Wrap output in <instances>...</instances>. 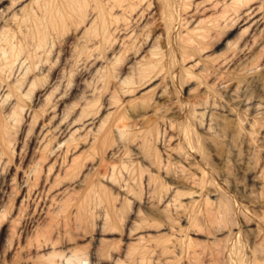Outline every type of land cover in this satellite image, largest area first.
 I'll list each match as a JSON object with an SVG mask.
<instances>
[{"label": "rangeland", "instance_id": "374dc122", "mask_svg": "<svg viewBox=\"0 0 264 264\" xmlns=\"http://www.w3.org/2000/svg\"><path fill=\"white\" fill-rule=\"evenodd\" d=\"M0 2V36H7L10 41L9 44H4L3 48L9 53L11 45H15L21 48V56L26 63L30 65L38 62L39 66L34 72V75L39 76L38 87L32 98L26 99L23 121L20 122L21 126L18 125L17 135L14 137L17 142L16 150L6 164L0 165V170L3 169L2 173L0 172V216L5 215L3 218L0 217V264H51V256L54 253L58 264H67V259L76 253L80 254L77 264H264V30L261 31L264 25L252 38L253 44H250L249 49L242 52H239L237 47L226 50L224 44L214 46L204 54L218 58L213 64L217 68L222 60L230 59L224 67H220L225 75V78L220 75L221 79L228 82L218 83L221 79L216 76L218 80L216 81L213 78L214 73L212 77L204 72L197 73V70L193 69L191 73L195 75L181 88L177 86L178 84H173L170 76H167L169 80L165 77V82L150 92L146 93L150 89L148 88L140 94L120 97L121 102L126 104L123 110L129 115L130 125L138 123L140 128L147 120L159 119L164 129L162 123L166 128V124L170 127L172 120L174 125L177 122L174 129L169 128L172 132H168L166 128L167 135L173 133L174 136L171 146L177 144V138L178 140L180 138L182 128L180 126L185 122L192 123V130L197 136V146L195 148L187 146L180 155L181 153L171 148L168 152L169 148L166 147L168 145L164 146L161 140L158 149L160 148L163 159L165 157L164 160L168 159L166 153L172 155L171 173L163 172L164 170L158 173L155 166L151 172L159 175L161 179L164 177L163 181L169 182L171 188L174 185L177 190L180 187L179 190L184 192L197 190L200 194L196 193L193 203L188 196L187 199L185 197L182 199V203H188L190 210L193 206H200L202 210L194 214L185 211V208L174 210L178 205L172 203L175 208L170 204L168 210L164 206L167 204L165 200L164 204L162 201L159 202L158 198L152 200L150 196L152 187L148 185L146 178L141 182H131L132 180L128 178L137 191L140 190V183H144L143 189L147 190L142 189L144 193L141 192L142 197L138 199H133L131 195L127 197L125 195L127 190L124 191L126 185L123 184H127L128 176L124 172L122 177L125 179L120 177L123 187L107 178L103 179L105 185L118 197L117 205L115 204L116 213L107 219L105 227L107 210L104 204L94 210L96 216L93 221L81 226L76 222V216L74 217L76 214L74 199L76 190H84V185H80L79 181L82 175L87 173L88 168L84 167L83 174L77 177L72 168L65 167L66 154L63 151L67 149L68 144H64L66 140H63L67 139L70 131L66 127L73 122L79 108L80 110L82 108L81 105L88 100L87 97L96 100L100 98L95 107L98 112L96 120L99 117H107L108 111L115 105L109 100L110 96L109 98L104 96L110 90L113 91L114 81L105 89L101 85V90L99 86L102 82L98 78V81L97 79L95 81L96 75L92 68L90 70L83 61L79 63L82 68L78 63L76 66L74 64L76 48L87 37L94 35V30L89 27L96 18L98 11L96 8L106 5V0H23L14 7L11 0ZM261 10H264V6ZM263 14L264 11L260 16H264ZM162 32V29L158 30V34ZM239 33L240 30L232 31L227 41H239L236 40ZM72 59L73 61H70ZM190 65L188 62L184 64L186 68ZM124 66L125 64L122 67ZM40 70L43 73H40ZM19 75L20 72H15L12 79ZM94 87L98 92L93 89ZM52 89L53 94L47 102L44 98ZM89 89L97 93L93 95ZM86 93H90L89 96H86L88 95ZM157 93H162V97ZM132 99L135 100L128 102ZM35 112L39 115L37 118H33ZM167 121L170 124L166 123ZM86 132L87 130H83L79 135H85ZM117 133L116 137L113 134L116 139L120 138ZM116 139V148L120 150L117 151L115 146L113 149L108 147L110 152L108 154L106 151L103 154L104 158L110 160V155L112 157L117 151L119 155L115 156L118 158L114 156V159H125L124 152L129 150L132 154L126 158V162L129 159L127 163L136 161L147 167L151 164L150 161L146 163V159L143 158L144 153L137 144L140 141L127 144L122 139ZM80 142L81 151L86 153L88 142L86 143V139ZM130 144H134V147ZM41 145L47 147L46 150ZM73 154L74 152H70L68 158ZM42 155L45 160L41 161L43 171L40 185L37 186L40 194L36 199L27 196L28 199L24 200L28 192L26 186L29 185L27 178L33 177L28 172L34 167L36 159ZM101 156L97 154L93 160L87 159L88 167L93 166L98 170L105 168L108 161H104L105 165L99 163ZM42 166L45 168L42 169ZM49 166L53 168L49 170L51 173L48 171ZM182 172L186 173L183 178ZM205 172L207 174L203 184L193 185L191 179V183L189 182L192 176L202 179ZM164 173L170 178L167 179ZM187 175L188 181L185 179ZM171 178L174 180L171 181ZM109 181L111 183H108ZM112 183L116 185L113 187ZM175 188L172 191H176ZM226 195L229 197L226 202L231 208L228 212L220 214L218 207L223 198L225 201ZM122 196L132 198L130 206L123 208L120 201ZM51 197L53 201L56 200L55 206L52 207L53 212L61 213L58 217L61 225L65 216V220L72 216L70 221H67L70 229L61 226L64 230L60 228L59 236H56L58 234L56 229L53 239L40 237L38 241L35 230L43 229L48 223L46 214L48 209H45V206L48 208L52 201ZM182 203L176 204L180 207ZM138 236L143 237L141 242L137 240ZM82 254L87 255V258L82 257Z\"/></svg>", "mask_w": 264, "mask_h": 264}, {"label": "bare ground", "instance_id": "6f19581e", "mask_svg": "<svg viewBox=\"0 0 264 264\" xmlns=\"http://www.w3.org/2000/svg\"><path fill=\"white\" fill-rule=\"evenodd\" d=\"M0 1L4 2V0H0ZM22 1L23 0H11V5L12 7H14L16 5H19ZM263 6H264V0H260V1L259 0H106V5H101L96 8L98 9L96 18L89 27V29L94 30V35L91 37H87L83 41V43H80L79 47L76 48L77 54H75L76 56H74V58L76 59L74 64L76 66L81 61H83L84 63H86L85 65H88V67H90V70L92 68V71L96 75V78L94 77L95 81L98 78L99 81L102 82V84L100 83L99 86L100 89L102 87L104 89L107 88L108 86L111 85L110 84L111 81H114L115 85L114 84H113L114 86L112 85L113 91L111 92L110 90L109 91L110 95L108 92L107 94L108 96L105 94L104 96L108 98L110 96L109 100L112 102V104L115 105L113 108H111L112 110L108 111L107 117L104 118L99 117L98 120H96L95 117L98 112L97 110H95V107L98 105V102H100V98L96 100L94 98L91 99L90 97H87L88 100L87 101L85 100L86 101L85 103L83 102L84 105H81L82 106L81 110L79 108V112H78V110L76 109L78 113L74 118V120L72 119L73 122L70 123L69 125L72 127L71 128L69 126L66 127L70 129V131L67 130V132L69 131L67 139L65 138L63 140V141L66 140L64 144H68L66 145L67 146L66 147L67 149H65L66 151L65 150H64L65 152L63 151V153L66 154V155L64 154L66 156V160L61 158L62 160L66 161V162L63 161L66 164V165L64 164L65 167L68 169L72 168L76 173L77 177L78 176L80 177L81 173L83 174L84 167L87 166L86 168H88L87 173L83 174L81 180L79 181L80 185L82 186L84 185V190L82 191L76 190L75 192L76 195L74 202H76L75 203L76 214L74 213L75 214L74 217L76 216L77 223H79L82 226L83 224H87L93 221V219H95L96 216L94 210H96V208H98L99 205L101 204L106 205V210H107L105 214L106 216H105L104 227L107 224V219L116 213L115 204L118 200V197L115 194H113L110 188H108L105 185V183L103 182L104 178L105 180L107 178L113 183L120 184L121 187L126 185L124 186L126 187V189L124 188V191L127 190L126 192L127 194L125 195L127 197L128 196L130 197L131 195L133 199L136 198L138 199L142 197L141 192L145 185L143 186L144 183L143 184L140 183L139 185L140 190L137 191V189L133 187L132 185L133 183L131 184L129 182L128 178L132 180L131 182L134 181L141 182L144 178H146L148 179V185L152 187V189L150 188L151 190L149 189L151 191V193L150 192L149 193L150 196L152 197V200L153 198L155 199L158 198L159 202L162 201V203L165 200L164 202L165 203L167 202V204L166 205L164 203L163 204L164 206L167 207V209L171 203L178 205L177 207H179V204L176 203L177 202L182 203L183 202L182 199L184 197L186 198V196H188V198H191L190 200L193 203V201L195 200L194 197L200 194L197 193V190L195 192L194 191L184 192L179 190L180 187L177 190L174 187V185L171 188L172 185L169 186L168 185L169 182L167 183L166 181H163L164 177L161 179L159 175H155L154 173L151 172L152 171L151 169L155 166V169L158 168V173H160V170L162 171L164 170L163 172L171 173L170 167L173 164L172 163L173 161L170 157L171 154L169 155L165 151L166 155H168V159L164 160L166 157L163 159L162 152L159 151L160 148L158 149V144L160 143L161 140L164 146L168 145L166 146L167 148H169L168 150L166 149L168 152H170L169 150L171 148V150L174 151L176 150L178 153H181L180 155L183 154V151L187 146L188 147L191 146L194 148L195 146H197L196 145L197 136L194 134V131L192 130L191 127L192 123L190 121L185 123L182 122L183 125L180 126L182 127L181 132L179 134L180 138L179 140L177 138V144L175 145L173 144V146H171V142L172 139H174V136L172 135L173 133L171 135L169 134L167 135L166 128H168V132H172L171 130L169 131V128L174 129L177 122H175L176 124L174 125V122L172 120L173 122V123L171 122L172 127L171 125L170 127H168L169 125L167 126L166 124V128H165V124L162 123L164 129H162L159 119L154 121L147 120L145 124L142 125L140 128L138 127L139 125L138 123L137 124L134 123V125H130V122H128L129 115L126 111L123 110L126 104L124 102H121L120 97L122 98L129 97L134 95L135 93L140 94L142 91L148 88L150 89L147 90L146 93L150 92L154 90V88H157L161 83L165 82L164 81L165 77L167 79L169 78L167 76H170L171 82L173 84L175 85L178 84L177 86L181 88L184 86L185 83L188 82L190 78H192L195 75L191 73L193 69H196L197 73L204 72L207 73L208 75H211L212 77L214 73L215 76L213 78H215L216 76H219L217 77L218 79L219 78L221 79V76L225 78L224 77L225 75H223L224 72L223 70L220 69V67H224L225 63L227 64V62H229L230 59L227 58L222 60L218 64L219 68H217L213 64L218 61V58H212L211 55L206 56L204 54L208 52L210 48L214 46H221L224 44L226 46V50L229 48L232 49L237 47V49H239V52L251 48L250 44H253L252 38L255 36L257 31L264 25L263 24L264 16H260V13L264 11L261 10ZM159 29H162L163 31L160 34H158ZM235 30H240V33L238 34V39H236L239 41H234V42L231 40L227 41L228 37L231 35L230 33ZM263 30L264 27L262 28L261 31ZM9 43L10 41L7 36L4 35L0 36V94L4 92L2 95H0L2 96L0 99V165L2 163L6 164L11 159L12 157L11 155L16 150L15 146L17 142H15L14 137L15 135H17L16 130H18L17 129L18 125L20 124V122L23 121L22 116H24L23 114L26 111L25 102L26 99L32 98V95L36 92V89L38 87V79H39L38 75H34V72H36L37 69L39 68L38 62L30 65L26 63V61L22 59L21 48L16 47L15 45H11L8 53L7 50L3 48V45ZM239 43L240 45H238ZM73 59L70 61H73ZM83 62L81 64H83L84 66ZM186 62L191 64L188 68L184 66ZM124 64L125 66L122 67ZM80 67L82 68L81 65ZM85 67L84 69L87 68ZM219 69L221 70L220 72H218ZM15 72L16 73L20 72V75L16 78L14 77L15 79H12ZM40 73L43 72H41L40 70ZM222 79L220 81L216 79V81H218V83L221 81L225 83L227 81V80L223 81ZM94 83L96 84V82ZM97 84L99 85V83ZM98 85L95 86L98 87ZM96 87H94L93 89H95V91L97 90L98 92V89ZM95 91L93 92L92 90L91 93H93L94 95L95 93H97ZM103 92L105 91L103 90ZM52 94H53V89L49 91L47 97L44 98V100L46 99V101L48 102ZM86 94H88L86 96H89L90 93H86ZM161 94L159 93L158 95L162 97ZM97 96H95V98ZM99 96L101 97V95ZM10 100L13 101L9 102ZM134 100L135 99H132L130 101L128 100V102L131 103ZM7 104L8 106L6 107ZM33 116H34L33 118H37L39 115L36 114L35 112V115ZM163 120H167V119H163ZM179 122L180 121H178V123ZM166 123L170 124L169 121H167ZM83 130H87L86 134L79 135L80 132ZM63 131L66 130L63 129ZM116 132H118L117 135L120 137L118 139L115 138ZM113 134H115L114 135L115 137L113 136ZM174 135H176V132H174ZM85 139H86V143L88 142L87 143L88 151L86 153H83L85 151H81L82 148L79 146L81 145L80 141L81 140L85 141ZM115 139L116 140L122 139L127 144L140 141L139 143L137 142V144L139 145V147H141L140 149L142 153H144L143 158L146 159L145 162L148 163L150 161L151 163L149 165L150 167L149 166L147 167V165L143 166L140 164V162H136V161L134 163L133 162L127 163L129 159H127L126 162V158L127 157L129 158V156L132 154V153L130 154L129 150H125L124 152V156H126V158L125 157L123 158L125 159H120V158L114 159L115 157L118 158L115 155L117 154V151L120 150L119 148H116L117 142H115ZM48 141L50 143V140ZM52 141L53 140L51 139V142ZM118 143H120V141H118ZM60 144L62 145V143ZM122 145L123 144H121V146ZM130 145L128 147H130ZM132 145L134 147V144ZM45 146H43L44 150H46L45 148H47ZM114 146L117 151L116 153L113 152L114 154L112 155V157L110 155V160H107L106 158L103 157V154L106 151L109 154L110 151H108L107 148L108 147L112 148ZM163 148L165 149V147ZM137 149L139 150V148ZM70 152L71 153L74 152V154L73 156L71 155L72 156L71 158H68L69 157L68 154H70ZM43 153L41 152V154ZM60 154L61 153H59V155ZM97 154H99V156L102 155L101 159L99 158L100 159L99 163L105 165L104 161H108V163H106V166H104L105 168H103L101 164L102 168L104 170L106 169L105 172L103 171L104 173L100 172L103 169L98 170L93 166H89L90 167L89 168L88 167L89 162L88 161H87L88 163L86 162L87 159L93 160L95 158L94 156H96ZM51 155H53L52 152ZM49 156L50 154L48 155V157ZM136 156L139 155L136 154ZM147 157L149 158V160ZM67 158L70 160H68ZM36 160L37 161L34 167H31L32 170L30 169L31 171L28 172L30 173V175L32 174L33 177L32 179L29 178H27L28 180L26 179L27 183L29 182V185H27L28 187L26 186V189L28 188L27 190L28 195L26 193L25 196L26 198H24V200L28 199L27 196L31 197L32 199H36L40 194V193L38 194L39 187L37 188V186H39L41 182L40 178L42 177L41 172L43 170L41 171L40 165L42 163L41 161L45 160L44 155H42L40 158H37ZM43 163L45 162L43 161ZM97 166L98 164L96 165V167ZM173 167H176V165L175 166L173 165ZM173 167L172 169L174 170ZM44 168L42 166V169ZM48 168H50V166ZM52 169L53 168H50L48 169V171ZM2 170H0L1 173ZM48 171L46 169L47 173ZM124 172L128 176L127 177L128 182L127 180H125L127 184L130 183L128 185L123 184L122 183L123 181H121L120 179V177L123 176L122 174ZM184 174L182 172V178ZM206 174L207 173L205 172L204 176L202 175L203 176L202 179L199 178L197 179L196 178L197 176L195 178L194 176H192V178L191 177L189 178V175H187L185 179L188 181L189 178V182L190 179L193 181L192 184L194 183L197 185L199 184L201 185L203 184L204 180H206L205 179ZM165 175L167 177V174ZM174 175L176 174L174 173ZM26 177L27 176H25V178ZM168 177L170 178V176ZM13 178L14 177H12V179ZM173 180L174 178L171 181ZM12 181L14 182V180ZM110 181L108 183H111ZM139 182H137V184ZM113 183L111 184L112 186L114 185ZM121 183L123 184V186L121 185ZM50 187L52 188V186ZM173 188H175L176 191H172ZM150 196L149 198H151ZM123 198L120 200L122 201L121 204L123 208L127 205L130 206L132 203V198L131 199L130 198L123 199ZM227 198H229L228 195L225 196V201L224 198L222 199V202L218 207V212L220 214L228 212L231 208L226 202ZM50 199H52V197ZM55 201H53L52 199V201H50V204H48L49 205L48 208L45 206V209H48L47 210L48 212H46L45 210L48 218L47 221L48 223L41 230L39 228L38 229L36 228L35 230L36 239L38 241L40 237H43L47 240L53 239L54 232L56 231V229H58V234L56 236H59V232H60L59 230L60 228H62L61 226H63L67 230L68 227L70 226L68 225V222L72 218L71 215H70L71 218L68 217L69 221L65 220L66 216L65 218L63 217L64 218L63 221L61 219L63 225H61V222H59L60 219L58 217H60L61 213L57 211L58 213L56 212L55 214V212H53L54 210H52V207H54L56 204ZM56 207H58V205ZM173 207L175 208V206ZM177 207L176 209L174 208L173 209L180 210L181 208V210H183L185 208V211H190L192 214L202 210V207L200 206H193L192 209L190 210L188 203L187 204L182 203L179 208ZM0 217L3 218L5 217V215H2ZM62 230L64 229L62 228ZM142 239H143L142 236L137 237V240L140 242L142 241ZM130 249L135 250V248H130ZM54 254L51 256V264H58L55 261ZM78 256H80V254L77 255L76 253V255H73V257L68 258L66 261L67 264H77L79 260ZM84 256L85 255L82 254V257ZM116 262H118V260Z\"/></svg>", "mask_w": 264, "mask_h": 264}]
</instances>
